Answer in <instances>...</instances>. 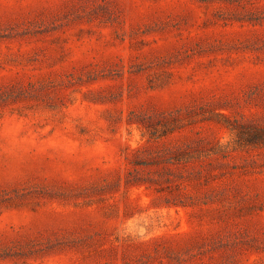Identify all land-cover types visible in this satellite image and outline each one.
<instances>
[{"label":"rangeland","instance_id":"rangeland-1","mask_svg":"<svg viewBox=\"0 0 264 264\" xmlns=\"http://www.w3.org/2000/svg\"><path fill=\"white\" fill-rule=\"evenodd\" d=\"M0 264H264V0H0Z\"/></svg>","mask_w":264,"mask_h":264},{"label":"clouds","instance_id":"clouds-1","mask_svg":"<svg viewBox=\"0 0 264 264\" xmlns=\"http://www.w3.org/2000/svg\"><path fill=\"white\" fill-rule=\"evenodd\" d=\"M235 144V136L234 135H227L223 138L218 139L216 148L218 151L228 152L232 150Z\"/></svg>","mask_w":264,"mask_h":264}]
</instances>
